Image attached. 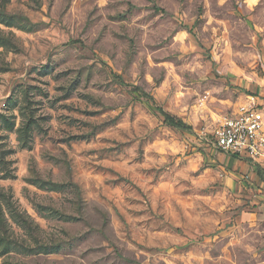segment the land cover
I'll use <instances>...</instances> for the list:
<instances>
[{
  "label": "rangeland",
  "instance_id": "rangeland-1",
  "mask_svg": "<svg viewBox=\"0 0 264 264\" xmlns=\"http://www.w3.org/2000/svg\"><path fill=\"white\" fill-rule=\"evenodd\" d=\"M249 96L264 0H0V264H264Z\"/></svg>",
  "mask_w": 264,
  "mask_h": 264
},
{
  "label": "built area",
  "instance_id": "built-area-1",
  "mask_svg": "<svg viewBox=\"0 0 264 264\" xmlns=\"http://www.w3.org/2000/svg\"><path fill=\"white\" fill-rule=\"evenodd\" d=\"M214 146L264 169V100L247 97L212 133Z\"/></svg>",
  "mask_w": 264,
  "mask_h": 264
},
{
  "label": "trees",
  "instance_id": "trees-1",
  "mask_svg": "<svg viewBox=\"0 0 264 264\" xmlns=\"http://www.w3.org/2000/svg\"><path fill=\"white\" fill-rule=\"evenodd\" d=\"M118 81L120 84L126 86L125 82L121 78H118ZM152 101H153V104L155 105L156 115L161 117L165 123L169 124L171 127L178 129V130L190 131L192 129L191 125L188 122H186L182 118H179L177 116H174V115L168 113L163 108L158 106L156 104L155 100L152 99ZM255 169H256V175L258 176V178L262 182H264V169L259 167L258 165H255Z\"/></svg>",
  "mask_w": 264,
  "mask_h": 264
},
{
  "label": "crops",
  "instance_id": "crops-1",
  "mask_svg": "<svg viewBox=\"0 0 264 264\" xmlns=\"http://www.w3.org/2000/svg\"><path fill=\"white\" fill-rule=\"evenodd\" d=\"M261 186H263V187H264V182H262V181H261Z\"/></svg>",
  "mask_w": 264,
  "mask_h": 264
}]
</instances>
